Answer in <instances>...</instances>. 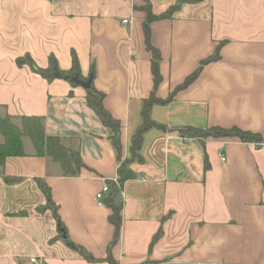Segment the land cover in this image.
Listing matches in <instances>:
<instances>
[{
	"label": "crops",
	"instance_id": "1",
	"mask_svg": "<svg viewBox=\"0 0 264 264\" xmlns=\"http://www.w3.org/2000/svg\"><path fill=\"white\" fill-rule=\"evenodd\" d=\"M144 1L160 15L179 0H0V116L43 117L46 135L79 152L84 164L76 176H64L24 142L25 155L6 160L0 264H30L24 256L41 264H108V250L117 264H264V0L184 3L171 19L150 25L161 100L225 44L220 60L173 101L152 107L151 118L165 129L148 130L141 160L130 163L136 177L114 200L121 206L115 244L111 209L95 199L117 176L112 131L88 108L83 87L15 65L29 54L44 69L52 55L68 70L72 51L83 76L94 64L93 88L121 124V158L128 159L143 100L153 90L144 14L135 10ZM188 127L239 128L262 143L180 133ZM39 182L49 188L59 221L40 209L46 200Z\"/></svg>",
	"mask_w": 264,
	"mask_h": 264
},
{
	"label": "trees",
	"instance_id": "2",
	"mask_svg": "<svg viewBox=\"0 0 264 264\" xmlns=\"http://www.w3.org/2000/svg\"><path fill=\"white\" fill-rule=\"evenodd\" d=\"M197 1L199 0H179L176 5L169 7L160 15L153 14L151 5L147 1H144V4L140 7H135V10L144 14L142 30L146 50L151 54L150 61L153 79V90L149 97L143 100L140 112L141 122L131 137L129 148L130 157L125 160H122L121 158V124L104 109L102 105L104 95L97 92L92 85V80L95 75L94 64H91L88 75L83 76L81 74L79 61L73 51L71 52V67L68 70H61L58 66L57 60L52 55L48 57V66L44 69L36 67L32 59L28 55L25 56L24 59H17L18 66H22L24 64L30 65L35 73L39 74L49 82L55 79H60L68 82L73 88L81 86L82 84L90 83L89 88H84L86 90V104L88 108H90L96 114L103 126L109 128L112 131L110 141L119 162L116 176L118 185L116 186L115 184L110 183L111 193L104 202V204H106L111 209L109 221L114 227V238L112 244H115L118 241L121 223V206L115 204L114 200L122 185L127 181L133 180L136 177L129 167L130 163L136 160H141L139 151L143 142V136L148 130L165 129L163 125L156 123L151 118L152 107L155 105H165L173 101L177 92L186 88L193 81H195L205 66L220 60V50L225 42H219L215 48L214 53L208 58L202 60L199 63L197 69L192 74H190L180 86L172 90L166 99L161 100L156 97L155 92L157 87L161 83L162 78L159 72L160 54L158 50L152 46L150 41V25L155 21L171 19L174 13L179 10L181 4ZM179 131L180 133H190L193 137L201 139L234 138L242 143H252L257 145L262 143V137L259 134L249 131H243L239 128H232L227 130L221 128H211L207 130H200L188 127L183 128ZM0 138V169L4 167L7 159L25 155L23 145L24 139H28L31 142L34 148V154L36 156L46 157L53 163L59 165L64 176H76L78 172L84 167L79 152L67 148L59 137L46 135L45 120L43 117H12L8 114L0 116ZM207 168L208 165L206 164L205 169ZM18 181L19 179L17 178L4 177V182L7 184L17 183ZM39 187L46 200L45 206L40 209H51L53 212V216L57 221H59L56 208L52 204L49 188L41 182H39ZM59 227L61 230H63L62 224H59ZM62 233L63 231L61 232V234ZM158 236L159 235H156L155 239ZM105 261H107L108 264H117V262L114 261L113 257L110 256V250H108V255Z\"/></svg>",
	"mask_w": 264,
	"mask_h": 264
},
{
	"label": "built area",
	"instance_id": "3",
	"mask_svg": "<svg viewBox=\"0 0 264 264\" xmlns=\"http://www.w3.org/2000/svg\"><path fill=\"white\" fill-rule=\"evenodd\" d=\"M128 23V20H123L122 21V24L123 25H126ZM110 183H113L115 184L116 186L118 185L117 183V179H114L112 182ZM110 183L109 182H104L103 185H102V188H101V191L99 193L96 194L95 196V199L97 201V205L99 207L103 206L104 205V202H105V199H106V195H110L111 193V186H110ZM29 263L30 264H41L38 259L36 258H30L29 259Z\"/></svg>",
	"mask_w": 264,
	"mask_h": 264
},
{
	"label": "rangeland",
	"instance_id": "4",
	"mask_svg": "<svg viewBox=\"0 0 264 264\" xmlns=\"http://www.w3.org/2000/svg\"><path fill=\"white\" fill-rule=\"evenodd\" d=\"M27 56V55H26ZM28 56H29V54H28ZM25 58V56L23 57V59ZM17 59H19V58H17ZM17 59H16V61H15V65H16V67L17 68H22L23 66H25V67H28V69L33 73V74H36V75H38V76H40L39 74H37V73H35L34 71H33V69H32V67H30V65H28V64H24V65H22V66H18L17 65ZM35 64V63H34ZM35 66L36 67H38L36 64H35ZM41 77V76H40ZM24 144L25 145H30L31 147H32V144H31V142L28 140V139H24ZM22 261H27V263H29V256H24V257H22V258H20Z\"/></svg>",
	"mask_w": 264,
	"mask_h": 264
},
{
	"label": "water",
	"instance_id": "5",
	"mask_svg": "<svg viewBox=\"0 0 264 264\" xmlns=\"http://www.w3.org/2000/svg\"><path fill=\"white\" fill-rule=\"evenodd\" d=\"M83 88H89L90 87V83H87V84H82L81 85ZM63 239H65V235L63 234Z\"/></svg>",
	"mask_w": 264,
	"mask_h": 264
}]
</instances>
